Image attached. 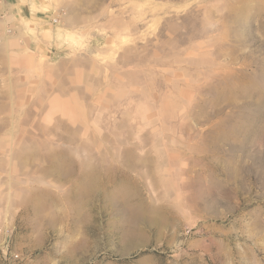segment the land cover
<instances>
[{
    "label": "rangeland",
    "instance_id": "obj_1",
    "mask_svg": "<svg viewBox=\"0 0 264 264\" xmlns=\"http://www.w3.org/2000/svg\"><path fill=\"white\" fill-rule=\"evenodd\" d=\"M0 264H264V0H0Z\"/></svg>",
    "mask_w": 264,
    "mask_h": 264
},
{
    "label": "crops",
    "instance_id": "obj_2",
    "mask_svg": "<svg viewBox=\"0 0 264 264\" xmlns=\"http://www.w3.org/2000/svg\"><path fill=\"white\" fill-rule=\"evenodd\" d=\"M37 12H38V11H37ZM38 24H41V25H38ZM44 29H46V27H43V23H37V25L35 26V28H33L34 31H39V32H41V30L44 31ZM58 38H61V43H60V44L62 45V44H63V43H62V42H63V39H62L61 36L58 35V36L56 37V40H55V41L57 42ZM61 45H60V46H61ZM60 46H59V47H60Z\"/></svg>",
    "mask_w": 264,
    "mask_h": 264
},
{
    "label": "bare ground",
    "instance_id": "obj_3",
    "mask_svg": "<svg viewBox=\"0 0 264 264\" xmlns=\"http://www.w3.org/2000/svg\"><path fill=\"white\" fill-rule=\"evenodd\" d=\"M89 177H92V176H89ZM118 180H119V179H118ZM113 183H114V182H113ZM91 189H92V187H90L89 192L91 191ZM87 192H88V190H87ZM90 193H92V195H93L94 192L92 191V192H90ZM90 193H89V194H90ZM94 194H95V193H94ZM82 195H83V194H82ZM92 195H89V196L91 197ZM93 196H94V195H93ZM90 199H91V198H90ZM92 201H93V200H92ZM90 202H91V200H90Z\"/></svg>",
    "mask_w": 264,
    "mask_h": 264
}]
</instances>
